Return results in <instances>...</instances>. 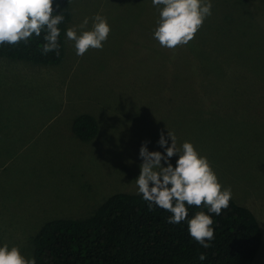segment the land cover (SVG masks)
Returning a JSON list of instances; mask_svg holds the SVG:
<instances>
[{"label": "rangeland", "instance_id": "obj_1", "mask_svg": "<svg viewBox=\"0 0 264 264\" xmlns=\"http://www.w3.org/2000/svg\"><path fill=\"white\" fill-rule=\"evenodd\" d=\"M230 1L229 19L212 0L194 38L168 49L153 39L151 0H72L69 28L107 17L102 48L77 56L65 39L52 67L0 59V244L35 258L48 221L85 219L116 193L137 194L140 146L163 152L157 140L169 129L254 213L263 241L253 264H264V0H243L242 15ZM193 61L204 76L189 75ZM82 114L99 125L89 141L73 130Z\"/></svg>", "mask_w": 264, "mask_h": 264}, {"label": "trees", "instance_id": "obj_2", "mask_svg": "<svg viewBox=\"0 0 264 264\" xmlns=\"http://www.w3.org/2000/svg\"><path fill=\"white\" fill-rule=\"evenodd\" d=\"M72 0H54L53 8L62 11L64 21L59 25V55L55 51L41 54L43 33L33 36L27 43L0 45V59L22 61L43 67L59 65L65 57V29L73 19ZM243 0L236 3L238 15ZM234 1L216 0L213 4L227 13L221 20L229 19ZM221 6V7H220ZM257 17H263L262 12ZM55 14V13H53ZM223 14V13H222ZM221 14V15H222ZM213 17V16H212ZM209 20H216L212 18ZM262 26V23L261 25ZM203 35V34H202ZM201 35V38H202ZM208 41L206 34L201 46ZM196 66H195V65ZM199 63L191 62V76ZM206 65V64H205ZM209 66V64H208ZM213 69V65H212ZM213 76L214 75H210ZM75 134L83 141L96 137L99 125L90 114L78 116L73 124ZM188 218L197 211H207L197 206H187ZM170 212L148 207L140 195L116 193L108 197L95 213L85 219H53L45 223L34 238L35 264H253L261 248L263 232L254 213L238 204L233 198L229 207L219 216L212 214L214 238L208 248L199 245L188 234L187 220L179 224L168 223ZM205 256L201 261L199 257Z\"/></svg>", "mask_w": 264, "mask_h": 264}, {"label": "clouds", "instance_id": "obj_3", "mask_svg": "<svg viewBox=\"0 0 264 264\" xmlns=\"http://www.w3.org/2000/svg\"><path fill=\"white\" fill-rule=\"evenodd\" d=\"M151 3L159 14L153 39L168 49L189 43L212 13V0H151ZM53 4L54 0H0V45L27 43L43 33L41 54L55 51L59 55V25L64 15L62 11L56 12ZM91 20L90 29L89 17L80 25L65 29V38L73 42L77 56L90 48H102L111 31L107 17L97 13ZM157 144L163 152L149 151L147 142L140 146L142 163L135 179L137 194L148 202L149 209L155 206L170 212L168 223L187 220L189 236L208 248L214 238L212 214L219 216L229 207L231 187L220 183L207 157L190 141L177 147L176 137L168 129L160 133ZM173 156L178 157L175 165L171 162ZM186 205H203L207 211H197L188 218ZM199 259L203 261L205 256ZM0 264H35V260L26 257L18 246L0 244Z\"/></svg>", "mask_w": 264, "mask_h": 264}]
</instances>
